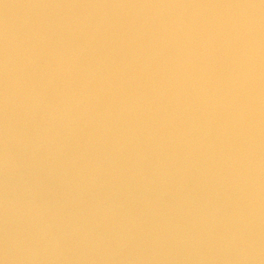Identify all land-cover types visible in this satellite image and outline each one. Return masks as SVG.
Returning <instances> with one entry per match:
<instances>
[{"label":"water","instance_id":"obj_1","mask_svg":"<svg viewBox=\"0 0 264 264\" xmlns=\"http://www.w3.org/2000/svg\"><path fill=\"white\" fill-rule=\"evenodd\" d=\"M5 256L264 264L262 0H0Z\"/></svg>","mask_w":264,"mask_h":264},{"label":"clouds","instance_id":"obj_2","mask_svg":"<svg viewBox=\"0 0 264 264\" xmlns=\"http://www.w3.org/2000/svg\"><path fill=\"white\" fill-rule=\"evenodd\" d=\"M5 166H7V160H5ZM0 264H8L7 256L3 259H0Z\"/></svg>","mask_w":264,"mask_h":264},{"label":"snow or ice","instance_id":"obj_3","mask_svg":"<svg viewBox=\"0 0 264 264\" xmlns=\"http://www.w3.org/2000/svg\"><path fill=\"white\" fill-rule=\"evenodd\" d=\"M262 4H264V0H262Z\"/></svg>","mask_w":264,"mask_h":264}]
</instances>
